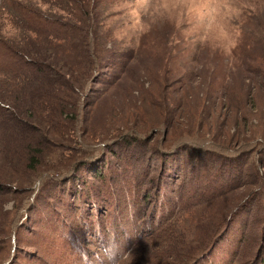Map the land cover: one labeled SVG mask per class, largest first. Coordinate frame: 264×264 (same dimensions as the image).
<instances>
[{
    "label": "rangeland",
    "instance_id": "rangeland-1",
    "mask_svg": "<svg viewBox=\"0 0 264 264\" xmlns=\"http://www.w3.org/2000/svg\"><path fill=\"white\" fill-rule=\"evenodd\" d=\"M109 243L264 264V0L0 2V264Z\"/></svg>",
    "mask_w": 264,
    "mask_h": 264
},
{
    "label": "clouds",
    "instance_id": "clouds-1",
    "mask_svg": "<svg viewBox=\"0 0 264 264\" xmlns=\"http://www.w3.org/2000/svg\"><path fill=\"white\" fill-rule=\"evenodd\" d=\"M39 185V181L37 182V186ZM102 256L104 259V264H128L129 258L131 256L130 253H121L118 247L109 243L103 250ZM80 256L84 261V264H90L87 256V252L84 250H80Z\"/></svg>",
    "mask_w": 264,
    "mask_h": 264
},
{
    "label": "trees",
    "instance_id": "trees-1",
    "mask_svg": "<svg viewBox=\"0 0 264 264\" xmlns=\"http://www.w3.org/2000/svg\"><path fill=\"white\" fill-rule=\"evenodd\" d=\"M3 0H0V2H2Z\"/></svg>",
    "mask_w": 264,
    "mask_h": 264
}]
</instances>
